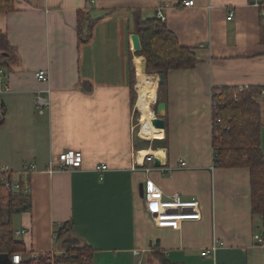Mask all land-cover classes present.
Listing matches in <instances>:
<instances>
[{
  "label": "crops",
  "instance_id": "0c3cea01",
  "mask_svg": "<svg viewBox=\"0 0 264 264\" xmlns=\"http://www.w3.org/2000/svg\"><path fill=\"white\" fill-rule=\"evenodd\" d=\"M184 1L18 0L14 12L0 14L9 44L0 51V166L30 186L25 210L11 217L14 234L24 231L15 236L27 258L66 251L55 237L69 223L67 245L90 246L93 264H159L158 252L173 264H264L250 171L216 163L212 121L214 89L264 92V18L251 0H193L192 8ZM160 10L200 63L169 72L166 128L156 138L137 133V60L141 67L146 60L134 36ZM42 70L46 82L36 76ZM39 96L50 100L44 113ZM260 102L264 124L263 93ZM261 146L264 154V126ZM67 150L83 153L82 168L49 174ZM29 164L36 170L26 175ZM100 164L108 166L102 179ZM148 180L164 201H198L201 219L179 230L156 226L140 195Z\"/></svg>",
  "mask_w": 264,
  "mask_h": 264
},
{
  "label": "trees",
  "instance_id": "16d2710c",
  "mask_svg": "<svg viewBox=\"0 0 264 264\" xmlns=\"http://www.w3.org/2000/svg\"><path fill=\"white\" fill-rule=\"evenodd\" d=\"M17 1L0 0V14L14 12ZM138 36L142 47L140 55L146 60L147 74L164 75V81L158 87L157 105L168 104L169 72L194 69L200 61L194 49L183 47L177 36L160 18L141 21ZM0 51H9L7 37L1 32ZM262 93L263 88L259 87L214 89L212 121L215 161L223 168L249 169L252 212L261 216L264 231V154L261 146V130L264 124L260 102ZM23 195V190L12 194L0 184V261L5 259L12 264V256L20 253L23 256L22 264H47V253L27 258L29 253L25 243L17 240L14 234L11 217L25 210L20 208ZM68 228L69 223H65L57 232L58 241L61 239L64 247L68 248L66 252L69 257L65 261L72 264H93V250L90 246L70 248L67 245ZM155 256L159 264H173L159 252Z\"/></svg>",
  "mask_w": 264,
  "mask_h": 264
},
{
  "label": "built area",
  "instance_id": "2783aa9c",
  "mask_svg": "<svg viewBox=\"0 0 264 264\" xmlns=\"http://www.w3.org/2000/svg\"><path fill=\"white\" fill-rule=\"evenodd\" d=\"M254 6L261 10V16L264 18V0H251ZM185 8H192L195 5L193 0L184 1L181 4ZM158 17L165 21V17L161 10L158 13ZM234 17L233 12L229 14L228 20H232ZM142 71V67H141ZM137 72V83L135 85V90L139 96L138 91V71ZM37 78L43 82L48 81L49 75L46 71L42 70L36 74ZM159 75H156L158 77ZM159 79V77L157 78ZM242 89V88H241ZM264 94V92H263ZM36 105L40 113H44L46 110H49L50 100L38 97L36 100ZM139 132H141V123L139 121L138 124ZM153 158L148 156V161H152ZM183 167H185L186 163H181ZM83 166V153L75 150H67L61 153L57 160H53L49 163L48 173L54 174L58 171H66V170H77L82 168ZM108 166L106 164H100L97 166L96 170L102 179L103 172L106 171ZM36 170V166L34 164H29L26 170H24V174L28 175L31 172ZM0 184L6 188L10 193L14 194L20 190H23L24 193H28L30 191V186L22 182V180L18 179L17 175L10 171V169L5 166H0ZM144 200L146 204L147 213L152 216L156 226L159 228H171L173 230H179L184 221L190 220H200L201 213L199 202L196 200L192 201H184L180 198V196H175L170 200L164 201L162 191L158 188V186L153 182L148 180L145 186ZM24 231H17L15 233L16 236H22ZM56 242L58 241V237H55ZM255 242L264 247V236L256 235L254 236ZM220 244L219 242H217ZM217 243L212 246V248L206 250L203 255H209L211 252L216 250ZM135 255H140L138 252H135ZM69 256L66 251H52L47 253V264H72L65 259ZM60 260V261H59ZM23 256L20 253H15L12 256V264H22ZM139 264H142L140 261Z\"/></svg>",
  "mask_w": 264,
  "mask_h": 264
},
{
  "label": "bare ground",
  "instance_id": "6f19581e",
  "mask_svg": "<svg viewBox=\"0 0 264 264\" xmlns=\"http://www.w3.org/2000/svg\"><path fill=\"white\" fill-rule=\"evenodd\" d=\"M137 66L139 67V99H138V107L142 112V116L140 118L141 123V132L146 136L155 135L156 138H159L162 132L159 129L154 128L152 125V120L155 118V113L152 111V104L157 99V84L155 79L157 77L148 76L141 71V59L137 60ZM151 138V137H148Z\"/></svg>",
  "mask_w": 264,
  "mask_h": 264
},
{
  "label": "water",
  "instance_id": "95a60500",
  "mask_svg": "<svg viewBox=\"0 0 264 264\" xmlns=\"http://www.w3.org/2000/svg\"><path fill=\"white\" fill-rule=\"evenodd\" d=\"M134 43H135V48L137 51H141L142 47H141V42H140V38L138 35L134 36ZM142 73L147 74L146 72V64L144 63L142 65ZM159 85L163 83L164 81V75H159ZM166 111V104L165 103H159L157 105V110H156V114L157 116H155V118L152 120V125L154 126V128L159 129V130H164L166 128V122L165 120L162 118V116L164 115ZM165 152V150H162ZM162 160H159L158 158H156L154 160V164L157 167H160L162 165ZM144 193H145V186L141 185L140 186V195L141 197L144 198ZM264 234V233H263ZM0 264H9L7 260L4 259V261H0Z\"/></svg>",
  "mask_w": 264,
  "mask_h": 264
},
{
  "label": "rangeland",
  "instance_id": "374dc122",
  "mask_svg": "<svg viewBox=\"0 0 264 264\" xmlns=\"http://www.w3.org/2000/svg\"><path fill=\"white\" fill-rule=\"evenodd\" d=\"M147 75H149V74H147ZM156 75V74H155ZM150 76V75H149ZM154 76V75H153ZM158 78V77H157ZM155 81H156V84H157V92H158V87H159V79H155ZM138 97V98H137ZM136 97V100L137 99H139V96H137ZM156 106H157V100H156V102H154L153 104H152V106H151V108H152V111H154V113H155V116H157V114H156ZM138 131H139V127L137 128V133H138Z\"/></svg>",
  "mask_w": 264,
  "mask_h": 264
}]
</instances>
